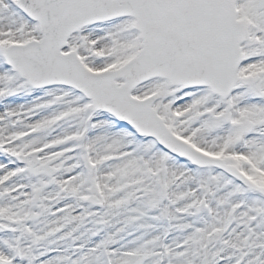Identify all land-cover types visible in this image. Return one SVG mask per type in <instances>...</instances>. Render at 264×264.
Wrapping results in <instances>:
<instances>
[{
    "label": "snow or ice",
    "instance_id": "obj_1",
    "mask_svg": "<svg viewBox=\"0 0 264 264\" xmlns=\"http://www.w3.org/2000/svg\"><path fill=\"white\" fill-rule=\"evenodd\" d=\"M0 264H264V0H0Z\"/></svg>",
    "mask_w": 264,
    "mask_h": 264
}]
</instances>
